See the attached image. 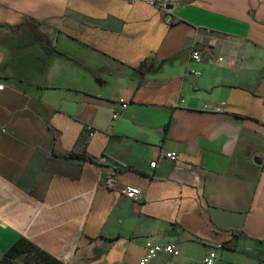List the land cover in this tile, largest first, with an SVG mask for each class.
Wrapping results in <instances>:
<instances>
[{"label":"crops","instance_id":"1","mask_svg":"<svg viewBox=\"0 0 264 264\" xmlns=\"http://www.w3.org/2000/svg\"><path fill=\"white\" fill-rule=\"evenodd\" d=\"M2 84L0 261L264 264V0H0Z\"/></svg>","mask_w":264,"mask_h":264},{"label":"built area","instance_id":"2","mask_svg":"<svg viewBox=\"0 0 264 264\" xmlns=\"http://www.w3.org/2000/svg\"><path fill=\"white\" fill-rule=\"evenodd\" d=\"M137 1V0H135ZM144 2H147L153 6L156 7H164L168 4L169 0H142ZM202 55L199 51H194L192 53V59L194 61H201L202 60ZM222 61V58H220ZM5 87L4 84L0 85V90H3ZM123 108H127L126 104H123ZM93 135V133H91ZM179 158L177 152L171 151V152H166L162 154L161 159L163 160H171V161H176ZM157 165V161H153L150 163L151 168H155ZM105 185L108 187H114L115 184V178L113 176H109L105 180ZM122 193L134 200H138L142 196V192L140 188H135V187H124L122 190ZM146 248H147V254L140 260L139 264H150L151 261L160 253H165L171 256H179L181 254V251L179 250L178 246L174 243H169V244H155L152 241L148 239L146 242ZM217 250L210 251V253L204 258L203 264H216L217 261ZM0 264H3L0 261Z\"/></svg>","mask_w":264,"mask_h":264},{"label":"trees","instance_id":"3","mask_svg":"<svg viewBox=\"0 0 264 264\" xmlns=\"http://www.w3.org/2000/svg\"><path fill=\"white\" fill-rule=\"evenodd\" d=\"M68 158H86L85 155L72 152L68 154ZM24 257L23 261L18 262L17 259ZM3 264H65L62 261L40 251L34 244L28 240L21 239L17 242L1 260Z\"/></svg>","mask_w":264,"mask_h":264}]
</instances>
